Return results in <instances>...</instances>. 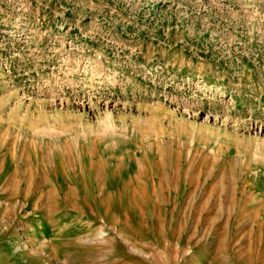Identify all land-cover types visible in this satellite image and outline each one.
<instances>
[{
  "label": "rangeland",
  "instance_id": "rangeland-1",
  "mask_svg": "<svg viewBox=\"0 0 264 264\" xmlns=\"http://www.w3.org/2000/svg\"><path fill=\"white\" fill-rule=\"evenodd\" d=\"M0 264H264V0H0Z\"/></svg>",
  "mask_w": 264,
  "mask_h": 264
},
{
  "label": "bare ground",
  "instance_id": "bare-ground-1",
  "mask_svg": "<svg viewBox=\"0 0 264 264\" xmlns=\"http://www.w3.org/2000/svg\"><path fill=\"white\" fill-rule=\"evenodd\" d=\"M163 182H164V181H163ZM157 184H158V183H157ZM165 185H166V184H165ZM156 186H157V185H156ZM156 186H155V187H156ZM254 225H255V224H254ZM255 227H256V225H255ZM251 228H252V227H251ZM255 229H256V228H255ZM258 230H259V229H258ZM257 235H258V234H257ZM253 238H254V237H253ZM253 244H254V243H253ZM260 245H261V244H260ZM248 254H250V253H248ZM252 255H254V254H252Z\"/></svg>",
  "mask_w": 264,
  "mask_h": 264
}]
</instances>
